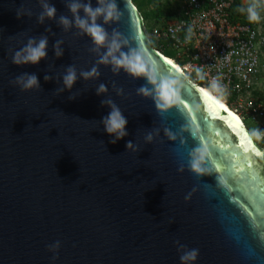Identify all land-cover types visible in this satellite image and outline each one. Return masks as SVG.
<instances>
[{"label":"water","instance_id":"water-1","mask_svg":"<svg viewBox=\"0 0 264 264\" xmlns=\"http://www.w3.org/2000/svg\"><path fill=\"white\" fill-rule=\"evenodd\" d=\"M72 2L0 0V264H182L191 249L198 256L188 264H264L260 141L240 118L260 155L239 147L231 112L209 110L203 88L153 46L133 0H115L119 19L97 17L102 45L76 26ZM43 3L56 11L41 21ZM42 38L38 63L13 62ZM113 38L116 56L143 50L156 84L176 81L167 107L146 74L102 62ZM25 74L39 86L23 89ZM108 101L127 120L122 138L105 131ZM198 147L208 149L203 172L191 167Z\"/></svg>","mask_w":264,"mask_h":264},{"label":"built area","instance_id":"built-area-1","mask_svg":"<svg viewBox=\"0 0 264 264\" xmlns=\"http://www.w3.org/2000/svg\"><path fill=\"white\" fill-rule=\"evenodd\" d=\"M166 2L177 16L155 28L150 40L171 52L170 59L193 82L225 100L242 120H264L263 7L257 9L258 22L243 23L232 20L234 0H162ZM249 4L242 0L243 8Z\"/></svg>","mask_w":264,"mask_h":264},{"label":"clouds","instance_id":"clouds-1","mask_svg":"<svg viewBox=\"0 0 264 264\" xmlns=\"http://www.w3.org/2000/svg\"><path fill=\"white\" fill-rule=\"evenodd\" d=\"M98 6L96 8H92L91 4H82L80 0H73L71 4H69V8L75 17V24L77 27L82 29L85 33L90 35L94 42L97 45H102L105 43L107 34L103 27L96 23V19L98 16H103L105 23L119 19V10L117 8V4L115 0H97ZM264 7V0H259L258 3H251L246 8H241L242 12L247 13V19L249 22H258L261 17L258 12V8ZM83 8V11L86 14L85 18H81L78 15L79 9ZM55 7L50 6L47 3H43V12L40 15V20L43 21L44 17L47 16L49 18L55 15ZM19 16V13H18ZM61 23L67 27L70 24V21L66 17L60 18ZM90 21V22H89ZM59 43V42H58ZM126 43V42H125ZM46 46L47 39L42 38L38 42L33 40H29V43L21 50L17 51L13 56V62L16 64L21 63H38L39 60L46 56ZM121 44L118 42L116 38H113L111 43L108 46V52L105 57L102 58V62L107 63L108 57H111V62L117 67H123L128 72L134 75L146 74L149 81L153 84L157 82V75L153 72L145 73V60H144V52L142 49L139 50H131L129 53L125 54L123 52L120 53L119 56L114 55L115 52L119 51ZM61 50L57 47L56 55H61ZM96 74L95 68L92 69L91 72H85L83 75L85 77ZM48 79V77H45ZM76 79L75 71L72 68L68 69L67 74L64 76V83L66 86L71 87ZM17 83L21 85L23 89H31L33 87H38V79L35 75H27L21 76L17 78ZM176 84V81L170 79H163L157 86L156 95L163 101L164 103L159 104L161 108L168 106V101L170 96L174 94L173 85ZM213 89H218V85L213 83ZM98 91H105L104 85H101ZM140 92L147 93V90L141 88ZM111 105V112L107 117L104 118L103 123L105 126V131L109 134H115L116 138H122L126 135L125 125L127 123L126 118L122 115L120 109L112 104L111 101H108ZM171 135V134H170ZM251 136L256 140L260 141L262 137H264V132H261L257 128L252 129ZM147 139L151 140V136L149 135ZM251 143V141H249ZM128 147H131V143L129 142ZM208 149L206 147H198L192 152V160L191 167L197 172H203L205 169L201 167V162L205 159ZM198 256V249H191L186 251L181 257L182 264H188V262L196 261Z\"/></svg>","mask_w":264,"mask_h":264},{"label":"trees","instance_id":"trees-1","mask_svg":"<svg viewBox=\"0 0 264 264\" xmlns=\"http://www.w3.org/2000/svg\"><path fill=\"white\" fill-rule=\"evenodd\" d=\"M136 6L138 7L139 11L143 14L145 22L150 19H158L159 20H165L166 22L172 21L176 18L177 13L173 11V6L171 3L166 2L162 3V0H133ZM253 0H250V3H252ZM154 5V8L152 11L144 12L145 6ZM242 7V0H234V4L232 6V20L233 21H241L243 23H250L247 19V13L242 12L240 9ZM151 42L153 46L157 49H160L159 43L156 40L151 39ZM161 50V49H160ZM166 57L173 58V54L166 50H161ZM167 53H171L172 55H168ZM264 144V141H263Z\"/></svg>","mask_w":264,"mask_h":264},{"label":"snow or ice","instance_id":"snow-or-ice-1","mask_svg":"<svg viewBox=\"0 0 264 264\" xmlns=\"http://www.w3.org/2000/svg\"><path fill=\"white\" fill-rule=\"evenodd\" d=\"M168 63H169V61H168ZM171 63H169V64H171ZM200 91L202 92L204 99L207 101L208 108L210 111H212L213 113H216L217 111H220L223 109L224 106L221 104H217L215 101H213L212 97L209 96V94L207 92H204L202 89ZM228 116H229V120H230L231 129L234 132L235 136L238 137V139H239V147L245 153L257 152V155H260V153L257 151L254 143L253 142L249 143L250 138L248 137V133L245 130V128L243 127L239 118L237 116L231 114V113H228ZM206 138H207V133H206L205 137H202V139H206ZM215 146H222L218 139L215 141V144L212 145V147H215ZM214 155L215 154L213 153V157H214Z\"/></svg>","mask_w":264,"mask_h":264},{"label":"rangeland","instance_id":"rangeland-1","mask_svg":"<svg viewBox=\"0 0 264 264\" xmlns=\"http://www.w3.org/2000/svg\"><path fill=\"white\" fill-rule=\"evenodd\" d=\"M243 2L249 3L250 0H243ZM153 8H154V5L145 6L144 7V12L152 11ZM261 10H262V15L264 16V7ZM165 24H166V21L165 20H159L158 21V19L150 18V19H148L145 22L146 31L148 32L149 36L151 37V36H153V30L155 28L164 27ZM167 54L168 55H172L171 53H167ZM243 121H244V123L247 125V127L251 131H252V129L257 128L261 132H264V120H251L249 118V116H245ZM263 141H264V137H262V139L260 140V143L264 147Z\"/></svg>","mask_w":264,"mask_h":264},{"label":"bare ground","instance_id":"bare-ground-1","mask_svg":"<svg viewBox=\"0 0 264 264\" xmlns=\"http://www.w3.org/2000/svg\"><path fill=\"white\" fill-rule=\"evenodd\" d=\"M171 61V60H170ZM172 63L174 64H177L176 62L174 61H171ZM205 92H207L211 97H213L217 102H219L221 105L224 106V108H226L229 112H231L233 115L237 116L239 118V120L241 121L240 119V116L236 115L233 110L230 108V106L225 102V100L215 96L214 94H212L210 91L206 90V89H203Z\"/></svg>","mask_w":264,"mask_h":264},{"label":"flooded vegetation","instance_id":"flooded-vegetation-1","mask_svg":"<svg viewBox=\"0 0 264 264\" xmlns=\"http://www.w3.org/2000/svg\"><path fill=\"white\" fill-rule=\"evenodd\" d=\"M262 145V144H261Z\"/></svg>","mask_w":264,"mask_h":264}]
</instances>
